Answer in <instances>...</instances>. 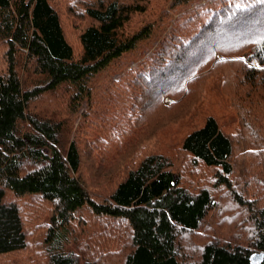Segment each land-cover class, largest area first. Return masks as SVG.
<instances>
[{
    "label": "trees",
    "instance_id": "obj_1",
    "mask_svg": "<svg viewBox=\"0 0 264 264\" xmlns=\"http://www.w3.org/2000/svg\"><path fill=\"white\" fill-rule=\"evenodd\" d=\"M160 1L180 16L156 46L161 26L128 30L149 0H95L76 50L50 0H0V264H31L18 256L35 240L45 264H79L76 240L93 248L82 264L120 248L121 264H264V208L232 179L234 153L264 177V0ZM124 57L134 66L84 171L66 120L36 102L62 91L67 111L93 107L92 83ZM170 126L173 153L160 141ZM26 205L48 207L43 228L27 229Z\"/></svg>",
    "mask_w": 264,
    "mask_h": 264
},
{
    "label": "rangeland",
    "instance_id": "obj_2",
    "mask_svg": "<svg viewBox=\"0 0 264 264\" xmlns=\"http://www.w3.org/2000/svg\"><path fill=\"white\" fill-rule=\"evenodd\" d=\"M50 2L60 15L66 38L76 50H78L77 34L89 23L88 19L83 15L84 8L94 5L95 0H50ZM147 7L149 10L146 15L133 16V20L129 24L130 26L128 27V30H135L140 24L148 21L154 23L156 26H161V29L156 30L157 37H154L148 43L149 47H153L156 46L159 41L158 35H160V32L166 30L169 26H172L174 20L180 16V13H175V11L172 10L173 5L171 2L149 0ZM3 53V48H0V71L5 70ZM147 55H149V52ZM134 61L135 60L130 57H124L114 65H111L107 71L99 75L97 80L92 83L94 86V92L97 90V94L95 95V98L97 99L95 100L93 107L92 105H83L76 113L67 111V98L62 91H57L54 95H44L40 98V101L36 102L37 105L35 104V109L40 114L55 117L57 120H66L64 126L65 136L68 141L75 140L78 143L81 154L83 158H85L83 164L84 171L90 170L89 168L86 169V164L91 155L95 153L94 142L103 136L104 129L108 130V128L113 125L110 123L113 118L112 103H115L116 99L112 100V90L117 89V92L119 91L117 83L122 78V72L127 69V67L134 66ZM32 79L33 77L27 76L25 83L28 85ZM109 102H111V104ZM164 103L169 104L170 100L165 98ZM114 113H116V111ZM260 121L264 127V117H261ZM175 132V126H170L160 135L161 144L169 153H173L178 147L177 142L180 137L177 138ZM131 139L135 141V137H132ZM234 154L232 160V179L233 183L236 185L235 188H237V191L240 192L243 197L253 195V198L257 199L259 207L264 208V177L261 176L259 169L251 166L253 164V156L238 153L237 155L236 153ZM181 159L183 158L181 157ZM179 163L178 159L177 164ZM47 209L48 207L42 208L40 211L36 212L31 210L29 205L24 207L23 214L27 217L25 225L29 231H33V227L37 223L42 224L45 222V217L39 221L37 216L40 214L42 216H47ZM87 222L88 224L85 226L84 234L82 235V237L85 238L94 233L96 224L93 225V223H89L92 222L91 220H87ZM40 226L43 228L44 224ZM77 237H80L79 231L77 232ZM210 239L222 241V238L219 239L216 236H210ZM87 240H89L88 237ZM32 246H38L36 240L31 246H29V251L26 254L18 256V258L28 257V259H26L28 263L45 264L41 254H39L37 249ZM72 248L75 253L79 255V264H82L86 260L92 262L95 261L94 257L88 258L87 256L90 254L89 250H92L93 248L85 246L80 240H76L75 245H72ZM119 251H121V248L118 251L114 249L113 253L104 259L105 264H121V253ZM258 256L259 255H255L253 257V262L259 260Z\"/></svg>",
    "mask_w": 264,
    "mask_h": 264
},
{
    "label": "built area",
    "instance_id": "obj_3",
    "mask_svg": "<svg viewBox=\"0 0 264 264\" xmlns=\"http://www.w3.org/2000/svg\"><path fill=\"white\" fill-rule=\"evenodd\" d=\"M253 66H256V61H252L251 63Z\"/></svg>",
    "mask_w": 264,
    "mask_h": 264
}]
</instances>
